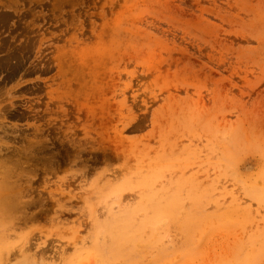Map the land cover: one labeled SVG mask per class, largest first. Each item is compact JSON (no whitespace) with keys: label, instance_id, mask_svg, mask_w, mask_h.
Instances as JSON below:
<instances>
[{"label":"rangeland","instance_id":"rangeland-1","mask_svg":"<svg viewBox=\"0 0 264 264\" xmlns=\"http://www.w3.org/2000/svg\"><path fill=\"white\" fill-rule=\"evenodd\" d=\"M0 264H264V0H0Z\"/></svg>","mask_w":264,"mask_h":264}]
</instances>
